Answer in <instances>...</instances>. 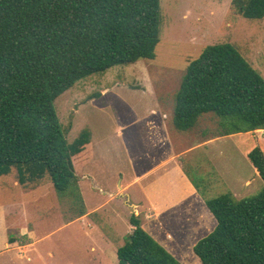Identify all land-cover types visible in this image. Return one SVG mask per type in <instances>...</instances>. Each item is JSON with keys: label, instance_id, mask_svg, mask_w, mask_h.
Segmentation results:
<instances>
[{"label": "rangeland", "instance_id": "374dc122", "mask_svg": "<svg viewBox=\"0 0 264 264\" xmlns=\"http://www.w3.org/2000/svg\"><path fill=\"white\" fill-rule=\"evenodd\" d=\"M223 43L235 46L264 77V19L244 18L231 0H161L156 59L92 75L55 100L68 142L83 130L91 132L92 159L77 185L62 194L49 177L26 184L33 190L14 185L16 172L0 178V204L21 205L25 211L10 213L11 236L21 239L25 226L39 239L22 264H118L117 250L133 231L132 204L148 207L152 198L158 200L156 194L168 187L159 179L168 172L177 182L176 198L191 200L194 192L216 198L229 194L231 184L236 200L263 190L246 152L256 140L264 147V130L227 135L229 124L214 113L200 116L187 132L174 126L176 95L190 62L206 46ZM137 178L141 182L131 186L129 197L119 194L121 184ZM144 211L136 214L140 221L181 264H201L193 247L210 234L206 227L181 229L176 223L156 229ZM2 262L13 264L7 258Z\"/></svg>", "mask_w": 264, "mask_h": 264}, {"label": "trees", "instance_id": "16d2710c", "mask_svg": "<svg viewBox=\"0 0 264 264\" xmlns=\"http://www.w3.org/2000/svg\"><path fill=\"white\" fill-rule=\"evenodd\" d=\"M231 1L244 18L264 19V0ZM160 41L161 0H0V177L15 170L21 185L49 177L60 194L76 186L74 157L92 134L68 142L55 100L92 75L156 59ZM210 113L229 124L227 135L264 130V77L229 43L190 62L174 126L190 131ZM246 155L264 182V147L256 140ZM205 204L217 225L193 247L201 264H264V188ZM130 223L118 264H181L137 216Z\"/></svg>", "mask_w": 264, "mask_h": 264}, {"label": "crops", "instance_id": "0c3cea01", "mask_svg": "<svg viewBox=\"0 0 264 264\" xmlns=\"http://www.w3.org/2000/svg\"><path fill=\"white\" fill-rule=\"evenodd\" d=\"M263 131V130H262ZM233 136V135H230ZM218 139H214V141H217ZM259 141V140H258ZM260 143V141H259ZM92 139L91 143L86 146L85 150L74 157V162L79 165L76 166V175L79 179V174L82 171L81 169L83 166L88 164L92 159ZM261 144V143H260ZM205 145V144H204ZM210 145V143H209ZM176 157V156H175ZM79 158V159H78ZM172 161L174 158L171 159ZM169 160V161H171ZM79 163V164H78ZM169 162L166 160L162 165L166 166ZM16 172L15 170L12 171V173ZM256 172V171H255ZM11 173V174H12ZM257 173V172H256ZM9 174V175H11ZM258 174V173H257ZM7 176H1L2 177H8ZM159 182L164 183L166 181V186L168 185L166 191L163 189L161 190V193L159 192L156 194L157 199L155 200L152 198L153 203L150 206H145L142 202V204H132L135 209L136 213L135 216L139 218L137 212H140V209L142 210L144 208V212L146 213V217H148V214L152 215V218L150 221H152L157 229V227H168V226H176L177 225L182 229L185 227H193L194 230H196L197 227H206L208 229L205 233H211L213 229L216 227L214 224V221L212 219L211 212L207 208L205 204V199L207 197L201 196L200 194H196L194 192L193 199L188 200V197L183 198L184 196H174L175 192L178 190L176 188L177 182L175 179H173V176L168 172L163 177L159 179ZM14 185L16 187L22 186L18 180L14 179ZM140 178L135 179L132 183L128 185H120L119 187V194L125 195L126 197H129V191L131 189V186L135 183H140ZM230 183V182H229ZM35 184V183H32ZM250 182L247 181L246 185H249ZM30 185V184H29ZM31 186L23 185L22 187H27L30 189ZM233 184L229 186V193H231L234 197H236V190L232 187ZM34 189V187H33ZM30 189V190H33ZM116 193H109L108 197H114ZM173 195V197H171ZM16 205V204H15ZM139 210V211H138ZM12 212H22L24 213V208L21 205H16L13 207V205H3L0 204V258H7L11 263L13 264H22L20 261L25 260L26 258L30 259V252L29 249L32 247L35 242L39 239H33L37 238L35 230H29L25 226H22L20 229L18 236L21 237V239H14L10 232L12 229H10L11 224H9L10 219V213ZM23 216V215H22ZM84 216V214L81 215V217ZM214 217V216H213ZM142 227L153 237L154 233L149 232L144 224L141 222ZM154 227V226H153ZM154 227V228H155ZM178 227V229H179ZM212 227V228H211ZM211 228V229H210ZM19 238V237H18ZM154 238V237H153ZM10 239L13 240V242H10ZM155 239V238H154ZM156 240V239H155ZM19 241L24 242L22 246H19ZM30 241V242H29ZM157 241V240H156ZM158 242V241H157ZM159 243V242H158ZM15 247L19 248V251L15 250ZM164 247V246H163ZM165 248V247H164ZM19 261V263H18ZM1 264H4L3 262Z\"/></svg>", "mask_w": 264, "mask_h": 264}]
</instances>
